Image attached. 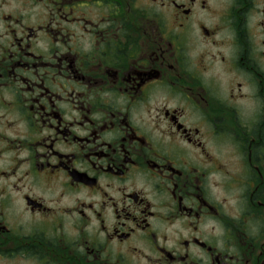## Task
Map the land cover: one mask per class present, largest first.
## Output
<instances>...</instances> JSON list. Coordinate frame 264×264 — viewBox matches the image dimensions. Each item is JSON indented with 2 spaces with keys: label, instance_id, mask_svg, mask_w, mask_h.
<instances>
[{
  "label": "flooded vegetation",
  "instance_id": "flooded-vegetation-1",
  "mask_svg": "<svg viewBox=\"0 0 264 264\" xmlns=\"http://www.w3.org/2000/svg\"><path fill=\"white\" fill-rule=\"evenodd\" d=\"M0 264H264V0H0Z\"/></svg>",
  "mask_w": 264,
  "mask_h": 264
}]
</instances>
